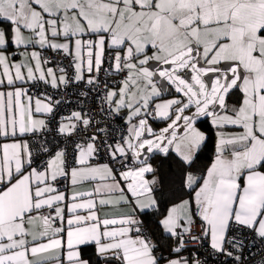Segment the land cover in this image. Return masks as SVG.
<instances>
[{
    "label": "snow or ice",
    "instance_id": "snow-or-ice-1",
    "mask_svg": "<svg viewBox=\"0 0 264 264\" xmlns=\"http://www.w3.org/2000/svg\"><path fill=\"white\" fill-rule=\"evenodd\" d=\"M209 261L264 264V0H0V264Z\"/></svg>",
    "mask_w": 264,
    "mask_h": 264
},
{
    "label": "trees",
    "instance_id": "trees-1",
    "mask_svg": "<svg viewBox=\"0 0 264 264\" xmlns=\"http://www.w3.org/2000/svg\"><path fill=\"white\" fill-rule=\"evenodd\" d=\"M162 126L163 125L159 124V123H156L153 125V127H155V128H159ZM201 127L207 131L210 126L207 123L202 122ZM209 135L212 136L211 146L201 150V152L199 154V159H197V161H196V167H198V168L206 166L208 163H210V157L212 155L215 137H214V134H212L211 132H209ZM168 172H169V165L166 162L165 164L162 165V173H164V175H162V179L164 180L165 184H167L169 182V180L172 178L168 175ZM161 207L163 209L165 207V205L162 204ZM148 220H149V218L145 217L146 223L148 222ZM150 230L153 234V237L155 239H157L163 245L164 241H163V237L161 235V230L155 224H150Z\"/></svg>",
    "mask_w": 264,
    "mask_h": 264
},
{
    "label": "built area",
    "instance_id": "built-area-1",
    "mask_svg": "<svg viewBox=\"0 0 264 264\" xmlns=\"http://www.w3.org/2000/svg\"><path fill=\"white\" fill-rule=\"evenodd\" d=\"M65 65H67V61L64 62ZM69 72L72 71L71 68L68 69ZM79 90H84L83 87L81 86V88ZM78 89L76 87V85H70L69 86V89L67 90V95H68V98L73 101V104L71 106H65L64 108H62V113L61 114H66L68 111L72 110L73 107H75V102L77 101L78 97L76 95ZM206 251H208V249L205 247V249H202L201 252L202 254L205 253ZM255 251V250H253ZM221 260H223L224 258L221 257L220 258ZM209 264H213L212 261H209Z\"/></svg>",
    "mask_w": 264,
    "mask_h": 264
},
{
    "label": "crops",
    "instance_id": "crops-1",
    "mask_svg": "<svg viewBox=\"0 0 264 264\" xmlns=\"http://www.w3.org/2000/svg\"><path fill=\"white\" fill-rule=\"evenodd\" d=\"M155 128V127H154ZM160 128V127H159ZM159 128H156L157 130H159ZM149 178H151V177H149Z\"/></svg>",
    "mask_w": 264,
    "mask_h": 264
}]
</instances>
